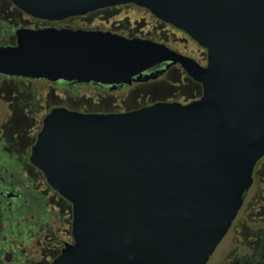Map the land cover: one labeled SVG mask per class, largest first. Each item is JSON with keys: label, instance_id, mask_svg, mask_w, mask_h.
<instances>
[{"label": "water", "instance_id": "obj_1", "mask_svg": "<svg viewBox=\"0 0 264 264\" xmlns=\"http://www.w3.org/2000/svg\"><path fill=\"white\" fill-rule=\"evenodd\" d=\"M62 20L132 3L184 30L207 65L108 31L20 29L0 72L114 86L179 63L202 85L187 104L118 113L55 108L32 162L72 205V241L51 264H208L264 157V0H9Z\"/></svg>", "mask_w": 264, "mask_h": 264}, {"label": "flooded vegetation", "instance_id": "obj_2", "mask_svg": "<svg viewBox=\"0 0 264 264\" xmlns=\"http://www.w3.org/2000/svg\"><path fill=\"white\" fill-rule=\"evenodd\" d=\"M20 29L108 31L127 38L164 44L202 66L207 65L206 49L188 33L132 3L100 8L82 16L51 20L30 16L9 0H0V47L16 46L17 31ZM153 74H157L156 77L147 81L114 86L11 76L0 72V264H22L25 260L36 264L45 253L58 252V256L65 244L72 241L71 203L59 195V202L65 206L57 204L58 193L32 162L33 147L46 117L55 108L81 113H118L157 102L187 104L202 96V85L190 77L179 63L170 65L166 62L144 72V75ZM135 85L145 88L135 91L133 106L121 110L88 108L90 103L97 105L105 98ZM161 89L170 90L173 97L165 100L147 98L149 93ZM262 161L264 157L257 163L253 177ZM260 173L264 175V167ZM262 196L264 201V193ZM253 217L254 229L250 231L248 251L240 254L233 264H264V206Z\"/></svg>", "mask_w": 264, "mask_h": 264}, {"label": "rangeland", "instance_id": "obj_3", "mask_svg": "<svg viewBox=\"0 0 264 264\" xmlns=\"http://www.w3.org/2000/svg\"><path fill=\"white\" fill-rule=\"evenodd\" d=\"M145 88V86L135 85L132 88L126 89L120 93H115L110 97L105 98L97 105L88 104V108L98 107L108 110H121L127 107L133 106L136 98L133 96L135 91ZM173 97L170 90L161 89L155 92L149 93L147 98L156 100H165ZM135 98V99H134ZM260 162V161H259ZM264 167V161H262L258 167L257 173L254 175V183L249 190L244 206L239 213L234 225L224 238L222 243L218 246L215 253L210 258L208 264H233L235 259L243 252L248 251V241L250 231L253 230V214L262 210L264 206L263 193H264V175L260 173V170ZM59 194L57 195V204L65 206L63 202H59ZM58 253V252H57ZM56 254L45 253L41 261H37L36 264H51L53 259L57 257ZM22 264H33L31 260H25Z\"/></svg>", "mask_w": 264, "mask_h": 264}]
</instances>
